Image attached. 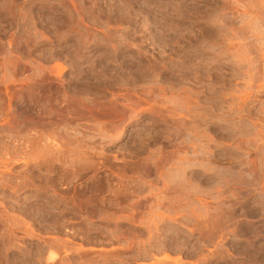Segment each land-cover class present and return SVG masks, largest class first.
Instances as JSON below:
<instances>
[{
  "label": "rangeland",
  "instance_id": "obj_1",
  "mask_svg": "<svg viewBox=\"0 0 264 264\" xmlns=\"http://www.w3.org/2000/svg\"><path fill=\"white\" fill-rule=\"evenodd\" d=\"M0 264H264V0H0Z\"/></svg>",
  "mask_w": 264,
  "mask_h": 264
}]
</instances>
